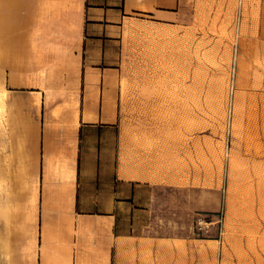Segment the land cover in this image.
<instances>
[{
    "label": "crops",
    "instance_id": "crops-1",
    "mask_svg": "<svg viewBox=\"0 0 264 264\" xmlns=\"http://www.w3.org/2000/svg\"><path fill=\"white\" fill-rule=\"evenodd\" d=\"M77 1L78 38L64 28L57 55L0 59V144L27 189L33 264H167L169 247L190 245L168 235L179 215L190 225L195 212L222 206V148L200 114L213 96L157 90L165 71L126 90L123 65L129 24L178 23L184 0ZM23 2L0 0L7 40Z\"/></svg>",
    "mask_w": 264,
    "mask_h": 264
},
{
    "label": "rangeland",
    "instance_id": "rangeland-1",
    "mask_svg": "<svg viewBox=\"0 0 264 264\" xmlns=\"http://www.w3.org/2000/svg\"><path fill=\"white\" fill-rule=\"evenodd\" d=\"M79 6L77 0H25L15 14L19 28L10 33L15 39L7 40L9 32L0 28V59L23 64L47 51L56 54L68 37L64 28L78 38ZM182 11L174 24H129L123 65L126 90L140 91L143 76L165 71L157 90L213 96L200 114L209 120L205 132L222 148V206L195 212L190 225L179 215L175 234L168 235L190 245L184 252L169 247L167 264H264V0H184ZM1 143L0 264H33L36 228L22 208L27 189L22 179L17 187L14 162Z\"/></svg>",
    "mask_w": 264,
    "mask_h": 264
},
{
    "label": "built area",
    "instance_id": "built-area-1",
    "mask_svg": "<svg viewBox=\"0 0 264 264\" xmlns=\"http://www.w3.org/2000/svg\"><path fill=\"white\" fill-rule=\"evenodd\" d=\"M200 223V222H199Z\"/></svg>",
    "mask_w": 264,
    "mask_h": 264
}]
</instances>
